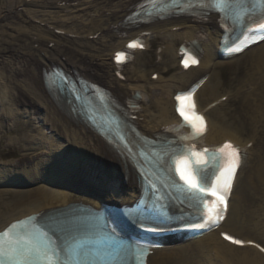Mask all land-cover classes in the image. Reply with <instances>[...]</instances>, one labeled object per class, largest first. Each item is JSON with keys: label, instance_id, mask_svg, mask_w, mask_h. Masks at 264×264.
Segmentation results:
<instances>
[{"label": "bare ground", "instance_id": "6f19581e", "mask_svg": "<svg viewBox=\"0 0 264 264\" xmlns=\"http://www.w3.org/2000/svg\"><path fill=\"white\" fill-rule=\"evenodd\" d=\"M143 0H52L51 5L63 11L70 9L94 10L91 22L87 25L83 32L85 40L95 41L97 44L106 48L105 54L101 61H97L94 57L87 56L83 51L77 50L75 47L66 44H56L34 33L16 32L6 34L0 31V76L4 84L13 90L22 89L32 96V105H41L46 111V118H41L43 126L48 125V130L52 134H59L65 145L72 144L84 151L80 154V159L72 157L76 164L87 166L88 182L87 192L84 196L72 193L67 190H56L50 187L53 183L58 184L59 178L66 177L61 159L54 157L48 162L49 169L45 180L47 185H42L35 194L17 196L13 202L5 205L6 209L18 207L21 209L15 215L5 219L0 211V231L10 223L20 220L28 215L42 214L48 210L67 207L72 203L83 202L92 205L94 208L100 209L101 203L130 205L139 198V188L137 185V176L130 167L129 163L123 158V152H119L102 140L86 123L79 118L73 116L66 111L57 101L51 97L45 85V73L54 67H60L72 74L83 75L89 80L95 82L104 88L114 102L120 106L119 111L128 118L133 124L139 127L143 135L148 137H156L157 135H165L168 127L179 122L175 113L174 96L172 93L177 89L179 84L183 86L192 85L200 79L209 76L207 82L201 87L200 93L205 97L208 96L211 102L218 101L221 95H226L227 100L244 101L248 107V112L256 125L253 136L247 140H240L233 128L225 127L221 121V116L217 115V108L208 109L209 102H203L200 99V93L196 94L197 107L200 112H204L208 127L205 135V141L208 145H218L227 140L236 143L246 149L247 162L246 167L239 173L236 186L234 188L231 205L227 220L217 230L201 239L202 247L205 246L206 251L211 250V244L221 248L220 252L223 258H228L237 262V264H264V253L258 247L251 245L259 244L252 240L251 229L245 231V225H248V216L253 214L251 209V201L255 196L258 200H264V47L262 50L253 54L249 64L230 62L218 63L214 59L220 46L222 37L220 18L216 14H205L200 18L187 16H172L166 19L154 20L149 23L134 22L126 20V18L135 10L136 6ZM28 0H4L0 7V25L9 19H12L19 9L27 5ZM205 31L208 35V41L203 42L204 56L198 67L190 68L184 71L180 66L177 74L172 77L163 94L171 98L168 108H162L158 103L151 105L157 109L160 120L149 118L146 114H142L141 108H133V95L136 91L141 90L139 84L133 87V92L127 88L125 81L119 77L120 71L115 63V54L122 50L130 41L140 37L143 34H156L158 39H171L170 48H165L164 54L169 61L175 62L178 58V51L182 44L189 43L197 39L201 31ZM166 34L167 36H160ZM176 43H179L178 47ZM140 53V51L138 52ZM168 62V61H167ZM179 62V60H178ZM244 68L249 69L246 78H235L236 85H241L225 89L224 83L220 79V74L230 71V73L239 74ZM168 67L165 68L167 73ZM122 77V76H121ZM163 78L158 76L154 84L161 83ZM181 85V86H182ZM232 85V84H230ZM157 88V87H154ZM243 89L245 93L242 92ZM185 91L186 89H180ZM233 92H235L233 94ZM162 94V95H163ZM1 101V97H0ZM2 102V101H1ZM58 104V105H57ZM64 109L63 114L61 108ZM61 110H60V109ZM36 109V108H35ZM67 112V113H66ZM26 125L23 122L15 121L10 132L16 135L17 141L26 138ZM1 132V124H0ZM40 135V134H39ZM40 148L37 154L29 157L30 161L36 157L37 165L48 160L49 155L58 147L51 142L45 148L46 138L41 139ZM43 144V145H42ZM251 145L248 147V145ZM55 145V146H54ZM53 146L55 148H53ZM32 149V148H29ZM35 149V148H33ZM58 149V150H57ZM89 151L95 152L104 158L111 159L115 166L119 168L123 181L128 182L130 188L123 191L120 186L111 182L109 175L102 174L100 168L88 166L86 163ZM89 157V156H88ZM76 165V167L78 166ZM75 166V165H74ZM80 166V168H81ZM73 169V168H72ZM79 171V167L74 169ZM249 173V175H248ZM64 174L63 177L61 175ZM70 173H67V175ZM3 175V176H2ZM27 173H22L17 177L5 176L0 171V183H6L11 180L14 183L30 181ZM77 175H81L78 172ZM247 175V176H246ZM84 177V174L82 175ZM81 176V177H82ZM5 177V178H4ZM69 177V176H68ZM99 182L103 187L101 196H97L93 192V182ZM20 184V183H18ZM47 186V187H46ZM77 187L79 191H83V186ZM98 190V189H97ZM88 196V197H87ZM95 197V198H94ZM28 205V206H27ZM255 219H259V215H253ZM3 218V220H2ZM5 219V220H4ZM262 224V222H261ZM260 219L253 222L252 229H258ZM232 232L236 235H243V239L247 245L243 248L237 247L226 242L222 237V233ZM242 239L241 237H237ZM261 245V244H260ZM209 251V250H208ZM177 254L178 258H168L165 262L162 252L153 251L147 258V264H213L211 261L202 259L201 250H191L189 246H176L170 249V253ZM210 252V251H209ZM168 253V252H167ZM169 253V254H170ZM160 255V259L156 260Z\"/></svg>", "mask_w": 264, "mask_h": 264}, {"label": "rangeland", "instance_id": "374dc122", "mask_svg": "<svg viewBox=\"0 0 264 264\" xmlns=\"http://www.w3.org/2000/svg\"><path fill=\"white\" fill-rule=\"evenodd\" d=\"M52 0H28L27 5L22 9H19L12 19H9L4 24L0 25V31L6 34H13L16 32L22 33H36L48 41L56 44H66L71 47L77 48L80 52L83 51L87 56L94 57L97 61H101L105 54L106 48L97 44L92 40H85L83 38V32L87 25L91 22V16L94 14V10L83 9H71L68 11H62L61 9L51 5ZM4 0H0V7ZM160 36H167L166 34ZM179 43H176L175 47H178ZM171 39H165L157 37L156 34L148 36L147 49L137 54L134 61L125 65L122 69V75L127 88L130 92H133V87L139 84L140 91L143 92V98L140 101V107L143 114H146L150 118H157L159 120V113L156 108L151 107L155 103H159L161 107L167 108L170 98L163 94L167 90L165 84L177 74L178 61H169L168 57L164 54L165 48H170ZM251 55L240 58V61L247 62ZM235 59L234 61H237ZM168 61V62H167ZM168 67V72H165V68ZM157 76H161L163 81L161 83L154 84L157 81ZM208 79V78H207ZM221 80L224 85L228 86L231 83V74L228 72L221 74ZM157 87V88H154ZM188 87V86H186ZM184 87V88H186ZM177 87L175 91H178ZM165 93V92H164ZM163 94V95H162ZM0 163L6 165L7 163L17 159L19 157L29 156L35 154L40 148L41 141L38 139L46 138L47 143L53 142L59 146L61 144L60 139L47 130V126L41 124V118H46V111L40 105L32 107V98L25 92L12 90L4 84L3 79L0 76ZM200 98L204 99L203 95ZM226 97L221 98V103H226ZM208 102L209 99L205 97ZM204 100V101H205ZM243 106V105H242ZM238 102H228L224 108H221L218 113L220 116L224 115L222 122L224 126L236 127L239 131L238 137L245 139L252 132L250 125V119L247 117L245 108ZM36 108V109H35ZM15 121L25 123L23 127L26 129V138L24 140L17 141L15 134L10 132L11 126ZM40 134V135H39ZM47 135V136H46ZM43 145V144H42ZM44 146V145H43ZM32 148V149H29ZM35 148V149H33ZM69 151L60 155V159H68L73 156L77 158V155H68ZM58 158V157H57ZM71 158V157H70ZM69 161V160H68ZM73 161V159H72ZM2 168H0L1 171ZM74 181L78 184H83L85 180L80 179L75 173L70 174ZM64 174L61 175L63 177ZM67 176V175H66ZM1 180V179H0ZM61 181L70 180L69 177L59 178ZM83 181V182H82ZM83 188H87V185H80ZM94 186V182H93ZM3 187V188H1ZM8 187L12 189H7ZM25 186L15 184H4L0 186V211L5 217L17 213L20 208L11 207L6 209L5 205L14 201L17 196L32 195L36 190L42 188L40 186L34 188H24ZM47 187V186H46ZM28 206V205H27ZM262 219L264 220V212H261ZM264 226V221L263 225ZM252 239L264 244V233L253 234ZM195 250H201L202 259L205 261H211L213 264H237L233 260L223 258L220 253L219 247L213 245L211 250L206 251L205 246L195 244Z\"/></svg>", "mask_w": 264, "mask_h": 264}, {"label": "snow or ice", "instance_id": "6c2138e0", "mask_svg": "<svg viewBox=\"0 0 264 264\" xmlns=\"http://www.w3.org/2000/svg\"><path fill=\"white\" fill-rule=\"evenodd\" d=\"M149 2L155 3V0ZM172 2L175 4L179 0ZM261 2L264 3V0ZM187 4L189 7L195 4L211 7L220 12L222 17L232 19L235 24L244 22L252 11L246 5V0H187ZM261 15L264 17V12ZM257 36L264 38V22L258 23ZM137 46L133 43L128 47ZM122 57L123 54H118L117 62H121ZM191 63L197 64L198 60L191 59ZM184 66H189L188 60L184 61ZM175 99L176 111L182 117L184 125L190 127L195 136L204 135L206 122L203 116L195 111L192 93L178 94ZM241 158V150L230 142L216 149L196 150L195 146L182 148L168 158L170 186L177 193L176 198L181 203L192 208L207 224L218 225L224 219L227 196L241 165ZM63 230L68 235L61 245L52 238L48 227L41 225L34 217L13 223L0 233V264H119L118 258L121 254H144L116 246L108 252L94 250L84 239L72 235L71 225L63 226ZM224 239L233 245H245L243 240L227 234ZM260 250L264 251V248Z\"/></svg>", "mask_w": 264, "mask_h": 264}]
</instances>
